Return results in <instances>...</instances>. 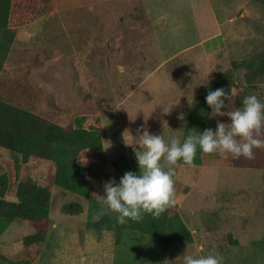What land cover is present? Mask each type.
Returning <instances> with one entry per match:
<instances>
[{"label": "rangeland", "instance_id": "rangeland-1", "mask_svg": "<svg viewBox=\"0 0 264 264\" xmlns=\"http://www.w3.org/2000/svg\"><path fill=\"white\" fill-rule=\"evenodd\" d=\"M93 1L76 0L81 9L72 13L64 12L61 4L58 35L54 31L52 36L50 27L35 35L32 27L34 33H23L10 50L7 40L0 37V65L6 70L0 79V100L61 127L72 124L81 128L83 120L76 116L77 109L86 98H92L97 114L87 117L86 123L94 132L104 133L107 150L115 146L125 156L120 161L123 174L134 172L127 162L125 138L134 143L132 136L142 134L138 129L145 128L151 134L168 120L162 117V108L151 110V106L166 101L173 105L171 113L179 111L183 96L185 102L195 94L206 99L208 94L202 91L216 78L217 89L227 93L233 85L244 90L245 97L264 96L259 84L247 85L244 69L232 67L234 62L264 53V7L257 0H143L148 14L142 8L133 14L127 12L129 2L137 0H120L118 7L86 8ZM244 3L248 4L246 17L241 18L239 5ZM233 15L240 23V37L222 36L225 47L208 54L217 47V18L223 22ZM121 16L123 23L119 24ZM130 24L140 29L139 36L116 39L103 33L124 31ZM110 44L121 47L122 53L109 50ZM172 122L173 118L168 124ZM226 123L231 124L230 117ZM168 124L156 134L163 135L166 143L173 137L168 135ZM254 152L252 160L207 154L210 157L205 164L215 167L204 168L200 184L194 182L196 167L182 172L188 193L176 197L173 208L190 230L193 242L165 244L126 230L117 244L115 230L99 232L89 227L105 218L116 223L119 213L105 203L104 182L113 178L109 175L106 179L108 175L101 170L94 172L101 161L97 153L95 157L86 151L78 162L96 195L85 198L52 187L47 218L34 225L16 221L0 234V264H183L184 254L218 255L222 264H264V149ZM134 161L140 175L136 156ZM180 163L185 164L183 160ZM161 164L167 171L163 160ZM51 172H55L51 161L30 159L24 163L22 156L0 148V176L9 179L8 201L17 202L18 185L27 180L49 186ZM120 179H115L117 184ZM72 203L80 204L83 213L64 214V207ZM41 230L46 231L42 244H24L26 236Z\"/></svg>", "mask_w": 264, "mask_h": 264}, {"label": "trees", "instance_id": "trees-1", "mask_svg": "<svg viewBox=\"0 0 264 264\" xmlns=\"http://www.w3.org/2000/svg\"><path fill=\"white\" fill-rule=\"evenodd\" d=\"M264 7V0H257ZM38 0H0V30L15 29L29 22L36 15ZM235 70H245V81L249 86L264 83V53L250 60L234 62ZM0 65V76L2 73ZM218 79L203 89L204 93L215 91ZM210 107L200 105L193 110L196 117L204 110V121H207ZM97 114L92 98L88 97L77 109L76 115ZM0 148L22 156V161L36 162L45 160L55 164V172L48 176L49 186L42 187L33 180L20 183L16 192L17 202L8 201L5 196L9 188L6 175L0 176V234H4L16 221L34 225L42 222L49 215L51 204V189L59 187L85 198H90L93 187L84 179V169L78 162V157L88 150L101 153L104 150V133H98L70 124L67 127L50 122L33 111L5 103L0 100ZM195 162V160H194ZM83 213V207L72 203L64 207V214L78 216ZM127 223L121 225L105 218L90 225L97 231H116V243L122 240L126 230L136 231L158 238L162 243L193 242L190 230L182 220L179 212L170 208L158 219L145 213L139 223L126 218ZM46 231L26 236L24 244L28 247L42 244ZM4 261H8L3 258ZM13 264V263H10Z\"/></svg>", "mask_w": 264, "mask_h": 264}, {"label": "clouds", "instance_id": "clouds-1", "mask_svg": "<svg viewBox=\"0 0 264 264\" xmlns=\"http://www.w3.org/2000/svg\"><path fill=\"white\" fill-rule=\"evenodd\" d=\"M226 100L230 102L232 96L222 88L208 92L206 101L213 116L225 115L222 109L227 107ZM163 114L170 115L171 107H163ZM227 115L231 118L229 127L218 121L216 131L206 129L202 134L190 133L182 144L177 136L166 143L163 135H151L145 128L138 129V133L142 132L138 137L131 135L134 143H128L125 139L127 145L134 147L140 175L129 171L119 184L113 179L104 185L105 203L110 210L119 213L118 222L121 225L127 223L126 218L139 223L145 213L158 219L168 209L175 207V167L180 160L195 167L197 146L205 154H231L233 158L249 160L255 158L254 149H264V103L256 95L245 97L243 107ZM178 119L184 121V114L181 113ZM163 123L165 127L167 121ZM136 145L139 148H135ZM162 160L167 165V171L161 164ZM222 259L211 254L200 257L184 254L183 264H222Z\"/></svg>", "mask_w": 264, "mask_h": 264}, {"label": "crops", "instance_id": "crops-1", "mask_svg": "<svg viewBox=\"0 0 264 264\" xmlns=\"http://www.w3.org/2000/svg\"><path fill=\"white\" fill-rule=\"evenodd\" d=\"M129 3L130 4L127 7H129L130 10L127 12H130L131 14H133V13L137 12L140 8H142L144 10L145 14L149 13V10L147 9V5L145 4V2L143 0L142 1L137 0L136 2H132V3L129 2ZM247 3L239 5V7L241 9L240 10V17L241 18L246 17V12H244V8H245V6L248 5ZM61 4L65 5L64 12L68 11V13H72L74 11V9H81V7H79V5H76L77 4L76 0H66V1H64V0H38V2L36 4V5H38V9L35 12L36 15L29 22L15 28V29L0 30V37H3L4 40L5 39L7 40V43H8L7 49L10 50L13 47V44H15L16 41L20 40L23 33L27 34L29 36L32 35L34 33L32 27H35V31H36L35 35L37 34V32H39V33L43 32V31L45 32L47 29H49V27H50V33L52 36H54V31H56L55 35H58L59 34L58 23L60 20L59 19L60 15H62V11L60 10ZM98 6H101V7H118V6H120V0H94L93 2L88 3V5H86V8L98 7ZM38 23H41V24L39 26H37ZM117 23H119V24L123 23V17L122 16L119 18ZM33 25H35V26H33ZM229 25H231V26H229ZM217 26H218V34L216 37H214V39H217V47L215 50L210 49L208 54H214V53L216 54V52L220 51L222 48L225 47L224 39L222 36L227 35L233 39H238L240 37L238 35V32L240 31V23L237 21L235 15L229 17V19H225L223 22H220V20L217 18ZM223 26H225V28H223ZM139 30L140 29L137 26H135L134 24L133 25L130 24L127 30L116 31V32H114V31H112V32L111 31H103V33L106 36V38H110L114 35H115L116 39L117 38L122 39L124 37H127V38L134 37L135 38V37L139 36V34H137V33H139ZM64 36L68 37V34L65 32ZM111 45L112 44H110L108 46L109 50H111L115 54H121L122 53L121 47H119L117 45L115 47H111ZM8 54L10 55V53H8ZM212 64H213V62H212ZM212 64H211V68H213V65H214V64L213 65ZM2 68H3V66H2ZM5 71L6 70L3 68L0 79L3 77L2 75H3V73H5ZM213 76H215V74H213ZM228 82H229V84H231V82H232V79L229 80V77H228ZM258 86L263 88V90H260V92L264 94V84L262 83V84H259ZM185 87L187 88V85ZM253 87H255V86H253ZM202 93L207 94V93H204L203 91H202ZM229 94H231L232 100L230 102H228L227 100L225 101L227 107L225 109H222V111L225 112V115L213 116L212 115V109H210V113H209V117H208L207 121H204V119H202L203 117L206 116L205 115L206 112L204 110H201L199 115L196 117H193V115H192L193 110L197 109L200 105L209 106L205 97L197 98L196 94H195L191 101L185 102V99L183 96L181 98L182 104H180L179 111L171 113L170 115H163L162 116L163 118L167 117V119H168L167 124H168V121L171 118H173L172 124H168V125H170V128H169L170 131L168 132V135L174 136V134H177L176 136L180 138V141L182 144L185 140L184 136L187 134H190V133L191 134H197V135L202 134L206 129H211L213 131H216L218 121L220 123H225L226 128L229 127L230 125L226 123V119L229 118L227 113H229L231 111L238 110V109L243 107V99L245 98V93H244V90L242 91V89L235 88L232 85L231 91L229 92ZM259 97H261V99H259L257 96L258 100L261 103H264V96H259ZM154 100H156V99H154ZM171 106H173V105L168 104V103H166V101H164L163 105L161 103H159L158 106H151V110L158 109V108L163 109V107H171ZM181 113L184 114V121L177 119ZM76 116L78 118H80L81 120H83L82 125H81L82 126L81 129H85V130H89V131H95V130H92L88 127L90 123H86V122H88L87 117L92 116V114H82V115H76ZM163 128H164V123H161L159 128L156 131H154L153 133H151V135H156L157 132L160 130H163ZM125 139L127 141L129 140L127 137ZM125 147L128 150L126 158L128 159L127 162H128L129 168L131 170H133L134 173L137 174L138 166H137V163L134 161V158L136 156L135 151H134V147L129 146L126 143H125ZM135 148H139V146L136 145ZM88 151H91V150H88ZM91 153L93 155H95L93 151H91ZM97 154H98L99 160L101 161V164H98L97 166H95V168L93 169L94 172H99L100 170L103 171V173H105V175H108V176H105L106 179L109 177V175H110V178H113V179H116L117 177L122 178L124 176L123 171H122V163H121L122 161L121 160H123L125 158V156L119 154V149H117L115 146H113V148L107 150L104 147L103 152L97 153ZM214 155L218 156L219 153H216ZM95 157H97V156L95 155ZM209 157H210L209 155L205 154L203 152V150L199 146H197V152H196V157H195V162H194L196 170H197L195 180H194L195 184H200L203 181V173H204L205 167H209V168L215 167L214 164H210V165L205 164V161H207V159ZM188 168H193V167H190L187 164L180 163V161L178 162V166L175 167V173L176 174L174 176V181H175L176 197L184 195V194L187 195V193H188V190L183 187V183H186L187 181L183 179V173H182L184 170L186 171ZM106 182H108V181H106ZM106 182H104V183H106ZM201 190L205 191L204 187H201ZM210 192L212 193L214 191L212 190ZM204 193L207 194L206 191ZM99 232H102V231H99Z\"/></svg>", "mask_w": 264, "mask_h": 264}]
</instances>
